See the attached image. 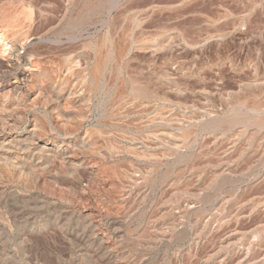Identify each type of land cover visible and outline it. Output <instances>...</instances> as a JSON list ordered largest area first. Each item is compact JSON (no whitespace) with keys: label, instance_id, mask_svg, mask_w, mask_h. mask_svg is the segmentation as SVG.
I'll return each mask as SVG.
<instances>
[{"label":"rangeland","instance_id":"obj_1","mask_svg":"<svg viewBox=\"0 0 264 264\" xmlns=\"http://www.w3.org/2000/svg\"><path fill=\"white\" fill-rule=\"evenodd\" d=\"M148 1L151 0L145 2ZM196 3L200 15L197 36L202 38L199 90L190 93L193 83L185 77L187 90L180 99L184 102L181 110L166 107L161 113L193 121L196 124L193 134L199 140L202 138L201 145L190 139L175 155L173 148L145 137L142 129L147 125L146 119L156 111L155 104L146 100L115 103L113 119L104 120L99 126L97 117L103 104L100 89L74 111H89L90 118L84 121L81 130L101 127L103 141L110 143L113 139L118 146L116 175L109 168L112 163H108L103 165L106 166L103 178L93 181L78 166L76 176L65 175L61 185L51 186L43 179L36 182L28 179V168L37 162V157L31 159V142L23 140L29 126L41 118V112L29 109L21 116L7 112L3 118L6 126L4 129L0 126V140L5 139L0 141V162L13 160L21 169L12 167L5 172L0 168V264H264V126L247 124L241 131L244 124L242 120V124H237V119L240 122L248 112L233 107L234 99L241 95L259 94L264 100V0H196ZM17 4L0 0V10L16 11ZM190 9L191 6L182 12L188 38L193 37L195 29ZM209 19H214L215 25H210ZM158 20L157 15L153 23ZM87 29L93 36L99 27L89 25ZM210 34L212 40L205 41ZM76 43L72 52L84 67L83 62L92 61V54L83 48V38L78 37ZM191 54L189 49L184 51L187 67ZM56 60L44 62L43 69L51 72L56 67V70L61 63ZM27 68L33 66L27 64ZM55 70L52 76L56 75ZM68 74L75 84V77ZM251 97L248 96L250 102ZM259 116L264 119V112ZM228 117L235 120L223 124L222 119ZM48 126L42 136L35 134V142L52 148L54 142L57 145L63 139ZM119 126L124 130H119ZM244 133L255 134L253 144L246 142ZM139 136L142 140H138ZM9 139L14 140L12 144L7 142ZM141 152L149 156L134 157ZM71 155L75 161L87 160L78 150ZM154 162H158L157 166ZM19 171H23L22 177ZM109 185L114 188L109 189ZM105 211L114 219H103ZM84 212L90 215L88 219L83 217Z\"/></svg>","mask_w":264,"mask_h":264},{"label":"bare ground","instance_id":"obj_2","mask_svg":"<svg viewBox=\"0 0 264 264\" xmlns=\"http://www.w3.org/2000/svg\"><path fill=\"white\" fill-rule=\"evenodd\" d=\"M14 1L19 4H17L19 10L18 8L13 12L0 10V126L3 129L6 126L3 118L7 112H15L19 115L24 114L22 112L29 109H36L41 112V118L37 121L33 120L34 123L32 122L33 124L31 123L32 125L29 126V133L23 140L30 141L32 144L29 147L31 159L35 156V158L37 157L35 160L40 161L33 163L34 165L31 167L28 166L30 167V169L28 168L30 173L28 179L30 178L33 182L43 179L48 181L51 186L61 185V179L65 175L76 176L77 167L82 166L88 178H92L94 181L105 175L106 166L104 168L103 165L108 163H112L109 168H112L113 174L116 175L115 172H117L116 168L118 167L115 157L120 153L118 146L113 144V139L110 143L103 141L100 136L101 127L99 130H96L98 127H95L96 129L91 127V130H81L84 121L90 118L89 111L87 109L81 113L74 111L77 105L80 106L83 102L89 101L92 97L91 94L100 89L103 93L101 97L103 104L101 106L102 112L97 117L99 126L103 124L104 120L108 121L107 119L114 116L115 103H124L127 100H132V102L146 100L148 103L151 101L155 104L156 111L153 112L154 114L151 113L150 117L147 114V125L142 129L145 137H151L160 145L173 148L175 155L176 151H179V148L181 149L190 139L201 145L202 138L199 140L197 135L193 134V128L196 125L193 121L172 118L173 116L162 114L167 109L166 107L181 110L180 107L184 102H181L180 99L183 98L187 90L183 82L185 77H189L193 83L190 93L196 94L199 90H197V85L201 79L202 68L199 64V51L200 39L202 38L197 36L200 15L196 0H161L162 2H157L158 0L148 2H145L146 0H8L10 3H15ZM190 6V11L193 14L191 23L192 26H195L191 39L185 35L187 28L183 14L184 9ZM157 15L160 17V21L153 23ZM209 22L211 25L214 24L215 20L209 19ZM89 25H93L94 28L99 27L96 35L92 36L89 33L87 29ZM78 37L83 38V48L92 54V61L83 62L86 65H83L84 67L78 64V57L72 52L77 45ZM35 38L37 42H33ZM212 38L213 36L210 34L204 40H212ZM187 49L192 53L191 59L187 58L190 61L189 67L183 61L184 51ZM54 59H60L61 63L56 70L54 66L53 70H55L56 75L52 76L53 70L51 72L50 70L46 71L43 69L45 64H42ZM83 59L86 58L83 57ZM27 64L32 65L33 68H27ZM68 73L75 77V84H73L71 77L67 76ZM251 95H248L251 97V102L247 95H241L234 99L235 102L233 101L235 104L233 107L237 110L248 112H246L247 116L239 119L240 122L237 119V124L241 123L242 120L244 126L252 124L262 127V125L264 126V119L259 115L264 112V100L258 97L259 94L252 93ZM8 99L11 101L10 104L7 102ZM140 104L142 105V103ZM161 109H164L162 113ZM231 117L233 118V115ZM229 118H224L226 121L222 119L223 124L235 120V118ZM42 119L43 121H41ZM217 122L220 126L223 125L219 120ZM46 126L50 128V131H54L62 137L63 140L60 144L54 145L55 142L53 141L54 146L52 145V148L51 146L47 147L46 144H36L37 136L35 134H44ZM244 126L240 128L241 131L246 129ZM239 133L241 132L239 131ZM246 133H244V137L248 135ZM254 133L256 134V129ZM252 134L246 137V142L250 145L256 139ZM136 136L138 135L136 134ZM140 136H143L142 139L145 138L144 135ZM140 136L138 140L141 139ZM10 139L7 141L8 143L14 141H10ZM4 141L5 139L1 142ZM16 141L18 143L20 139ZM73 150L81 151L87 160L75 161L72 159ZM166 150L168 149L166 148ZM129 152H133L132 149H129ZM144 152L135 153L136 156L134 157H148L149 155L144 154ZM150 155L152 156V154ZM41 158L43 161L40 160ZM1 161L0 168L5 172H8L12 167L21 169L13 160L2 159ZM157 164L158 162L153 163L154 166ZM117 170L119 171V169ZM125 173L127 174L126 171ZM18 175L22 177L23 171H19ZM131 177L133 176L130 175ZM111 187L109 185V189ZM253 203L255 204V202ZM106 211H108L107 208ZM83 217L88 219L90 215L84 212ZM102 218L106 221L114 219L108 212L102 215Z\"/></svg>","mask_w":264,"mask_h":264}]
</instances>
